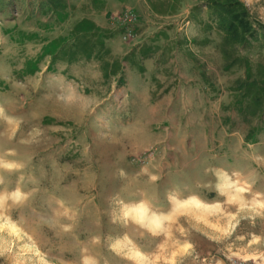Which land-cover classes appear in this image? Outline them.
<instances>
[{
	"label": "rangeland",
	"instance_id": "rangeland-1",
	"mask_svg": "<svg viewBox=\"0 0 264 264\" xmlns=\"http://www.w3.org/2000/svg\"><path fill=\"white\" fill-rule=\"evenodd\" d=\"M0 110V264H264V0H0Z\"/></svg>",
	"mask_w": 264,
	"mask_h": 264
},
{
	"label": "trees",
	"instance_id": "trees-1",
	"mask_svg": "<svg viewBox=\"0 0 264 264\" xmlns=\"http://www.w3.org/2000/svg\"><path fill=\"white\" fill-rule=\"evenodd\" d=\"M221 9H224L222 12ZM236 7L231 5L221 8L217 11L219 19V27L226 30V38L228 40H242L245 42V34L250 31V26L245 16V11L235 10ZM250 33V32H249Z\"/></svg>",
	"mask_w": 264,
	"mask_h": 264
},
{
	"label": "built area",
	"instance_id": "built-area-1",
	"mask_svg": "<svg viewBox=\"0 0 264 264\" xmlns=\"http://www.w3.org/2000/svg\"><path fill=\"white\" fill-rule=\"evenodd\" d=\"M113 20L122 24H132L136 21V15L132 11H121L112 17ZM128 37L132 36V32H126Z\"/></svg>",
	"mask_w": 264,
	"mask_h": 264
},
{
	"label": "clouds",
	"instance_id": "clouds-1",
	"mask_svg": "<svg viewBox=\"0 0 264 264\" xmlns=\"http://www.w3.org/2000/svg\"><path fill=\"white\" fill-rule=\"evenodd\" d=\"M58 98L67 104H72L76 101L75 95L72 94L71 92L68 94H65V95H60ZM0 111H2V110H0ZM9 167H10V165H9ZM153 179H155V177H153ZM192 199L195 200V198H192ZM85 264H89V262L86 260Z\"/></svg>",
	"mask_w": 264,
	"mask_h": 264
},
{
	"label": "snow or ice",
	"instance_id": "snow-or-ice-1",
	"mask_svg": "<svg viewBox=\"0 0 264 264\" xmlns=\"http://www.w3.org/2000/svg\"><path fill=\"white\" fill-rule=\"evenodd\" d=\"M192 203H193V204H195V203H196V201H194V200H193V201H192ZM197 206H199V205H197Z\"/></svg>",
	"mask_w": 264,
	"mask_h": 264
},
{
	"label": "crops",
	"instance_id": "crops-1",
	"mask_svg": "<svg viewBox=\"0 0 264 264\" xmlns=\"http://www.w3.org/2000/svg\"><path fill=\"white\" fill-rule=\"evenodd\" d=\"M61 1H66V0H61ZM63 6H64V4H62ZM103 19H105V18H103Z\"/></svg>",
	"mask_w": 264,
	"mask_h": 264
}]
</instances>
